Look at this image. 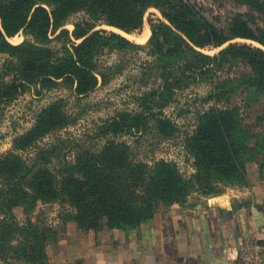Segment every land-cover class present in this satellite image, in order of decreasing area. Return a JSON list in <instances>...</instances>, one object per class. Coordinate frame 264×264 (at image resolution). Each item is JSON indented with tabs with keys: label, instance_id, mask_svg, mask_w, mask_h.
I'll return each instance as SVG.
<instances>
[{
	"label": "trees",
	"instance_id": "1",
	"mask_svg": "<svg viewBox=\"0 0 264 264\" xmlns=\"http://www.w3.org/2000/svg\"><path fill=\"white\" fill-rule=\"evenodd\" d=\"M224 1L246 9L232 12L222 25H217L190 0H0V51L19 57L12 69L17 71L18 64L23 73L17 71V75L25 81L51 84L62 78L75 84L77 94L87 93L98 83L92 57L99 48L138 45L115 31L94 29L95 22L130 32L142 26L145 10L154 6L163 18L151 22L148 44L159 54L164 83L162 90H150L149 98L168 94L174 86H181V74L186 69L196 76L195 69L204 73L213 62L230 59L246 62L250 73L244 78L245 88L264 95V0ZM78 10L85 11L88 19L74 22L70 33L62 29L61 33L70 37L61 53L27 40L15 45L7 40L22 29L36 42L47 43L49 29H58L70 12ZM235 38L260 45L232 41ZM225 43L216 55L197 49ZM177 67L181 68L180 73ZM7 86L8 91L17 89L14 82ZM145 108L147 113H121L106 120L97 135L117 136L132 127L140 130L149 120H159L163 113L153 111L152 104H145ZM41 120L16 138V149L28 147L44 132L45 124ZM263 134L255 133V143L250 145L253 136L237 113L233 109L212 107L199 116L196 128L184 138L185 147L195 157L196 172L188 179L181 176L174 163L164 159L155 161L151 167L130 162L125 149L113 144L112 139L97 153L79 152L77 163L64 164L58 173L50 172L46 164L51 161L49 153L55 146L38 150L31 164L18 153H6L0 157V259L43 263L47 259L45 247L57 237L56 229L29 217L19 222L13 212L15 206H22L27 213L38 201L68 202L75 209L69 217L80 228H97L104 217L110 226L134 228L152 216L158 200L166 203L185 199L193 181L204 184L205 188H212V181L246 185V163L255 160L264 149ZM205 188L201 189L205 191Z\"/></svg>",
	"mask_w": 264,
	"mask_h": 264
},
{
	"label": "rangeland",
	"instance_id": "2",
	"mask_svg": "<svg viewBox=\"0 0 264 264\" xmlns=\"http://www.w3.org/2000/svg\"><path fill=\"white\" fill-rule=\"evenodd\" d=\"M203 9L208 17L213 18L217 25H222L232 12L244 11L245 6H237L231 1L224 0H190ZM88 14L83 10L70 12L58 29H49V41L38 43L29 34L20 29L13 36L7 37L11 44L29 41L42 48H49L54 53H61L67 45L69 34L61 33L66 28L69 33L73 30V23ZM163 18L160 10L154 6L148 7L143 15L142 26L130 32L96 21L94 29L104 28L125 36L132 44L123 48L103 46L92 57L97 71L98 83L87 93L77 94L75 84H70L62 78L51 84L39 81H25L19 78L17 71H23L13 63L18 56L7 51H0V157L6 153H18L20 158L28 164L34 160L38 150H50L51 161L46 163L49 171L58 173L66 163L78 161L79 152L90 150L99 152L107 144V140H114L113 144L125 149L128 160L132 163H145L148 167L154 162L164 159L174 163L181 176L185 179L193 178L196 172L194 155L185 147L184 138L191 134L199 122V116L212 107L218 109H233L248 130L252 138L250 145L255 143V133L264 132V95L259 92L253 94L245 88V76L250 73V67L240 59L213 62L212 67L204 73L196 70V76L186 69L181 74L182 84L173 87L168 94L159 97H148L152 89L162 90L164 83L163 66L159 54L149 44L151 36V22ZM1 26V20H0ZM149 30L148 34L143 32ZM128 34V35H127ZM59 36V37H57ZM80 41V40H79ZM232 41L246 42L260 45L252 40L235 38ZM222 46H205L197 48L200 52L216 55ZM10 60H13L11 63ZM15 64V63H14ZM177 72L181 68L177 67ZM190 75V77H187ZM14 82L17 89L8 91V84ZM233 88V89H232ZM6 92H12L7 96ZM7 96V97H5ZM152 104V110H162L159 120L151 119L143 129L132 127L129 132L117 136L97 135L104 122L121 113L130 115L147 113L145 104ZM42 118L45 124L44 132L31 141L24 149H16L15 140L18 136L30 131L37 121ZM264 136V134H263ZM264 143V142H262ZM257 158L246 163H255L260 173L264 174V149L259 151ZM248 177V176H247ZM229 186H242L212 181V188H205L204 184L194 183L182 201L166 202L158 200L152 216L144 221L148 222L159 213L172 205L190 206L198 202L201 197L218 193ZM201 188H205L203 191ZM14 215L23 223L29 217L40 225H49L57 230L56 240L45 247L47 259L38 264H82L81 261L61 260L60 252L65 248L60 243H72V232L82 234L88 230L99 231L111 229L126 234L139 228L110 226L104 217L97 228H80L70 214L75 209L68 202H41L25 213L22 206H15ZM73 215V214H72ZM82 236V235H81ZM79 237V235H78ZM66 255V254H65ZM0 264H30L18 259H0ZM36 264V263H35Z\"/></svg>",
	"mask_w": 264,
	"mask_h": 264
},
{
	"label": "crops",
	"instance_id": "3",
	"mask_svg": "<svg viewBox=\"0 0 264 264\" xmlns=\"http://www.w3.org/2000/svg\"><path fill=\"white\" fill-rule=\"evenodd\" d=\"M248 183L172 205L128 234L111 229L72 232L61 260L82 264H243L247 245L264 264V174L247 166ZM79 235V237H78ZM82 235V236H81ZM66 254V255H65Z\"/></svg>",
	"mask_w": 264,
	"mask_h": 264
},
{
	"label": "built area",
	"instance_id": "4",
	"mask_svg": "<svg viewBox=\"0 0 264 264\" xmlns=\"http://www.w3.org/2000/svg\"><path fill=\"white\" fill-rule=\"evenodd\" d=\"M240 257L243 260V264H258L260 257L257 252L250 251L247 245H244L240 249Z\"/></svg>",
	"mask_w": 264,
	"mask_h": 264
},
{
	"label": "bare ground",
	"instance_id": "5",
	"mask_svg": "<svg viewBox=\"0 0 264 264\" xmlns=\"http://www.w3.org/2000/svg\"><path fill=\"white\" fill-rule=\"evenodd\" d=\"M148 32H149V30L143 32L142 36L148 34ZM127 35H128V34H127Z\"/></svg>",
	"mask_w": 264,
	"mask_h": 264
}]
</instances>
